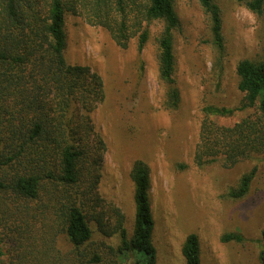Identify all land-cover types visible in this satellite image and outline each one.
<instances>
[{"label":"trees","instance_id":"16d2710c","mask_svg":"<svg viewBox=\"0 0 264 264\" xmlns=\"http://www.w3.org/2000/svg\"><path fill=\"white\" fill-rule=\"evenodd\" d=\"M264 19V0H233ZM206 15L214 67L224 71L223 11L220 0H195ZM103 28L120 49L137 55L152 45L162 104L176 110L181 91L175 80V33L180 29L176 0H0V264H116L113 255L141 254L155 264L154 220L150 209V168L132 164L131 232L125 215L111 203L108 218L95 210L105 144L91 113L104 100L103 81L89 66L69 64L66 15ZM143 68V66H142ZM234 107L205 105L193 159L196 165L232 168L264 157V54L240 59ZM245 112L232 125L212 117ZM257 165L242 174L227 196L245 197ZM94 204V205H91ZM94 222L113 247L93 242ZM63 235L71 246L57 247ZM264 239V221L261 228ZM223 241H241L226 233ZM185 264H201L199 237L188 234L180 247ZM264 264V253L260 256Z\"/></svg>","mask_w":264,"mask_h":264},{"label":"rangeland","instance_id":"374dc122","mask_svg":"<svg viewBox=\"0 0 264 264\" xmlns=\"http://www.w3.org/2000/svg\"><path fill=\"white\" fill-rule=\"evenodd\" d=\"M220 4L225 39L222 72L214 67L218 52L211 43L206 15L195 0H176L181 23L175 33V80L181 101L173 111L162 104L152 45L137 55L134 48L117 47L103 28L66 15V62L89 66L103 81L104 100L91 113L105 144L99 165L92 163L98 175L95 210L108 218L107 208L115 204L131 232L133 184L129 173L134 161L147 164L155 264H185L180 247L190 233L199 237L201 264H261L264 253V157L232 168L220 163L198 166L193 159L203 107L237 106L242 97L236 88L237 62L264 54V19L233 0H220ZM245 115L234 112L212 118L232 125ZM254 165L257 171L248 194L240 199L228 197V189ZM90 223L93 242L118 245L117 236L106 238ZM231 232L239 233L242 240L223 241L222 236ZM57 247L62 253L71 249L63 235ZM113 260L116 264H147L143 255L131 252L117 253Z\"/></svg>","mask_w":264,"mask_h":264}]
</instances>
